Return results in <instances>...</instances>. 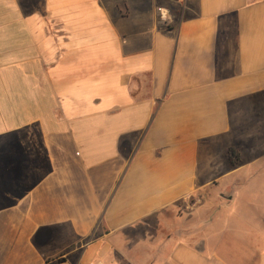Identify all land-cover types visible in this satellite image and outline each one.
<instances>
[{"label":"crops","instance_id":"obj_1","mask_svg":"<svg viewBox=\"0 0 264 264\" xmlns=\"http://www.w3.org/2000/svg\"><path fill=\"white\" fill-rule=\"evenodd\" d=\"M263 175L264 0H0V264H264Z\"/></svg>","mask_w":264,"mask_h":264},{"label":"rangeland","instance_id":"obj_2","mask_svg":"<svg viewBox=\"0 0 264 264\" xmlns=\"http://www.w3.org/2000/svg\"><path fill=\"white\" fill-rule=\"evenodd\" d=\"M164 15L165 17L163 16L162 12L159 11L158 15H157V20L164 24L166 21H168L169 19V14L168 12H164ZM221 161V160H220ZM219 175L222 174L221 172L218 173ZM237 175H234V177L232 178V180L234 182H236L237 180H239L240 178H237L236 177ZM251 176L249 174H245L243 176H241V179H248V177ZM243 177V178H242ZM247 177V178H246ZM229 181V180H227ZM217 183V182H216ZM233 185V184H231ZM226 187L225 184H223V188ZM220 187L218 186H211V192H214V193H209L210 194V197L211 198H219L221 199L222 197L224 198H227L226 195H215V193H219L221 192L220 191ZM234 187H231L230 190H233ZM264 195V175L262 177H260L259 180L255 181L251 188L249 189L248 191V195L246 196L245 195V200L244 201H241L238 203L241 204L239 205L238 203L233 207V210L237 213H242V211H246L248 208L251 209V211L248 213V214H245V215H248L250 217V220L254 223H258L260 221L263 220L264 218V204H262L263 202V197ZM193 202H190V205H185V204H181L179 207L176 208V211H173L174 214H171L170 213V218H174L176 214H180L182 215L183 214V211L184 210H187V211H190L191 210V207H192V204L197 200V198H193L192 199ZM227 201V199H226ZM252 212V213H251ZM237 213L234 214V216L236 217L237 216ZM224 214H227L225 211L223 212V210L219 211V215H224ZM230 229L232 230H244V227L242 226V224L237 220V218H233V222H232V225L230 227ZM145 255L144 254H140L138 255V259L141 261V258H143Z\"/></svg>","mask_w":264,"mask_h":264},{"label":"trees","instance_id":"obj_3","mask_svg":"<svg viewBox=\"0 0 264 264\" xmlns=\"http://www.w3.org/2000/svg\"><path fill=\"white\" fill-rule=\"evenodd\" d=\"M238 150L234 149V148H230L229 149V157L231 160V163L233 165H236L238 161H236V157L238 156Z\"/></svg>","mask_w":264,"mask_h":264},{"label":"clouds","instance_id":"obj_4","mask_svg":"<svg viewBox=\"0 0 264 264\" xmlns=\"http://www.w3.org/2000/svg\"><path fill=\"white\" fill-rule=\"evenodd\" d=\"M164 11H165V12H168L169 10H168V9H165Z\"/></svg>","mask_w":264,"mask_h":264},{"label":"built area","instance_id":"obj_5","mask_svg":"<svg viewBox=\"0 0 264 264\" xmlns=\"http://www.w3.org/2000/svg\"><path fill=\"white\" fill-rule=\"evenodd\" d=\"M163 16L165 17L164 13L162 12Z\"/></svg>","mask_w":264,"mask_h":264}]
</instances>
